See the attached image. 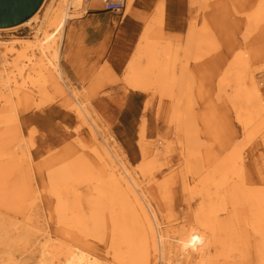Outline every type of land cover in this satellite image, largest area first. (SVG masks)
<instances>
[{
	"label": "rangeland",
	"instance_id": "374dc122",
	"mask_svg": "<svg viewBox=\"0 0 264 264\" xmlns=\"http://www.w3.org/2000/svg\"><path fill=\"white\" fill-rule=\"evenodd\" d=\"M57 1L44 0L38 16L42 18ZM253 1L134 0L132 13L125 14L126 0L120 13L106 11L99 4L100 9H89L84 17L68 22L57 63L64 79L57 76L58 83L48 84L43 92L30 90L27 109L22 106L21 98L12 93L20 124L17 151L21 152L23 145L29 143L31 159L21 167L0 172L5 193L13 200L14 195L22 196V202L18 203L21 210L2 208L4 212L0 211V230L9 229L11 222L17 223L6 234V241L0 237V264H38L41 252L39 246L34 245L36 237L44 233L45 228L61 233L53 211L54 197L47 190L52 172L82 154L98 167L103 166L93 151L99 144L94 143L87 124L76 116L69 102L75 101L73 94L106 135L119 159L135 175L163 229H170L168 235L177 236L182 227L195 224L194 211L200 197L184 190V175L188 172L179 142L183 136L177 133L176 122L171 123L169 119L172 99L161 100L157 89H134L125 80L128 63L148 27L152 28L149 31L161 47L167 43L166 48H177L179 58L184 59L188 55L185 46L191 28L200 29L205 21L209 24L210 42L206 43L203 56L190 58L188 64L193 102L189 111L197 127L194 134L198 147L202 151L227 153L238 145L250 155L249 163L254 171L262 165L264 134L259 125L248 131L243 129L231 104L236 87L233 81L229 86L225 82L227 77L233 78L237 73L232 72L235 53L247 51L246 59L238 58L249 62V70L260 82L261 101L256 100V104L261 107L264 120V35L260 34L264 20L257 25L248 24V13L254 12ZM161 6L164 18L159 23ZM98 10L103 11L97 12L102 17L89 20V14ZM37 26L38 23L19 24L0 29V92L5 91L16 57L6 55V45L33 40ZM221 78L225 79L224 85L220 84ZM47 94L50 99L45 101L43 96L46 98ZM12 109L10 105L2 112L9 115ZM251 130L254 133L246 143L245 136ZM142 135L153 160L145 174L135 168L142 161ZM157 147L162 149L160 156L155 155ZM188 184L193 187L196 181L190 176ZM164 191L168 194L166 199L162 198ZM37 192L40 195L35 200ZM108 238L106 236L103 242ZM95 240L98 244L89 246V250L98 253L104 263L106 249L102 241ZM252 259L253 263L257 260L254 252ZM171 262L183 264L175 255ZM159 263L169 262L163 259Z\"/></svg>",
	"mask_w": 264,
	"mask_h": 264
},
{
	"label": "bare ground",
	"instance_id": "6f19581e",
	"mask_svg": "<svg viewBox=\"0 0 264 264\" xmlns=\"http://www.w3.org/2000/svg\"><path fill=\"white\" fill-rule=\"evenodd\" d=\"M133 1L127 0L125 14L133 10ZM99 4L101 0H58L42 18L37 11L21 23H38L33 40L6 45V55L15 54L16 57L7 76L5 91L0 92V172L21 167L27 159H31L29 143L28 146L26 143L23 145L21 152L17 151L16 135L20 136V124L17 123V107L12 93L21 98L22 106L27 109L30 90L43 92L48 84L58 83L57 76L63 78L57 63L66 26L68 22L84 16L87 8ZM253 6L254 12L248 13L249 25H257L261 19L264 20V0L253 1ZM159 12L161 23L164 18L163 6ZM3 28L10 27H0ZM149 29L152 30L151 27L147 28L128 63L125 80L134 89H157L161 100L172 99L169 119L171 123L176 122L177 133L183 136L179 142L189 173V177L188 173L184 175V190L200 197L194 211L195 224L182 227L177 236L168 235L170 229H163V223L135 175L119 159L106 135L73 94L75 101L69 102L76 116L87 124L94 143L99 144L93 151L102 160L103 166L98 167L82 154L52 172L47 190L54 197L53 211L61 226V233L45 228L44 233L36 237L34 245L39 246L41 252L37 262L160 264L159 260L164 259L168 264H179L171 262L175 255L183 264H264V162L254 171L249 163L250 155L238 145L227 153L202 151L194 134L197 127L189 111L193 102L190 100L192 83L188 64L190 58L203 56L206 43L210 42L207 35L211 27L205 21L200 29L195 26L191 28L185 46L188 55L184 59L179 58L177 48L168 49L167 43L161 47ZM260 34L264 35V27ZM247 53H235L232 72L237 73L233 78H221L220 84L224 85L225 80L229 86V82L233 81L236 88L231 104L243 129L248 131L252 126L259 125L264 134L263 111L256 104V100L261 101L260 82L256 74L249 70V62L239 60L246 59ZM49 96H43L45 101L50 99ZM10 105L13 108L11 114L6 115L2 111ZM253 133V130L249 134L247 132L246 143L250 142ZM140 147L142 161L135 168L145 174L149 172L153 160L143 135ZM156 150L155 155L160 156L162 149L157 147ZM190 176L192 181H196L193 187L188 184ZM3 189L0 180V211L4 212L2 208L21 210L18 203L22 202V196L14 195L13 200ZM39 195L37 192L34 199ZM167 197L164 191L162 198ZM34 203L29 205V210ZM16 226V222H11L9 229L0 230L1 240L6 241V234ZM193 231L203 235L205 243L195 251L189 249L184 252L177 241L187 238ZM106 236L109 238L103 242ZM95 239L102 241L106 249L107 261L104 263L100 261L98 253L89 250V246L98 244ZM253 252L257 256L255 263Z\"/></svg>",
	"mask_w": 264,
	"mask_h": 264
},
{
	"label": "water",
	"instance_id": "95a60500",
	"mask_svg": "<svg viewBox=\"0 0 264 264\" xmlns=\"http://www.w3.org/2000/svg\"><path fill=\"white\" fill-rule=\"evenodd\" d=\"M44 0H0V27H13L29 19Z\"/></svg>",
	"mask_w": 264,
	"mask_h": 264
},
{
	"label": "clouds",
	"instance_id": "9594fccd",
	"mask_svg": "<svg viewBox=\"0 0 264 264\" xmlns=\"http://www.w3.org/2000/svg\"><path fill=\"white\" fill-rule=\"evenodd\" d=\"M164 239V237H161ZM180 245L181 250L187 252L189 249L195 251L198 246H201L205 243V237L201 234L196 233L195 231L189 233L187 238L177 241Z\"/></svg>",
	"mask_w": 264,
	"mask_h": 264
},
{
	"label": "built area",
	"instance_id": "2783aa9c",
	"mask_svg": "<svg viewBox=\"0 0 264 264\" xmlns=\"http://www.w3.org/2000/svg\"><path fill=\"white\" fill-rule=\"evenodd\" d=\"M126 0H101L102 9L120 13L124 9Z\"/></svg>",
	"mask_w": 264,
	"mask_h": 264
},
{
	"label": "crops",
	"instance_id": "0c3cea01",
	"mask_svg": "<svg viewBox=\"0 0 264 264\" xmlns=\"http://www.w3.org/2000/svg\"><path fill=\"white\" fill-rule=\"evenodd\" d=\"M98 6H99V5H98ZM95 8H99V7L95 6V7L87 8L86 13H88L89 9H95ZM99 9H100V8H99ZM97 12H103V11H102V10H98V11L92 12L91 15L89 14L88 19H89V20H96V19L101 18L102 16L99 15V13H97ZM86 13H85V14H86ZM82 17H84V16H82Z\"/></svg>",
	"mask_w": 264,
	"mask_h": 264
}]
</instances>
